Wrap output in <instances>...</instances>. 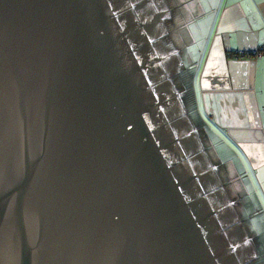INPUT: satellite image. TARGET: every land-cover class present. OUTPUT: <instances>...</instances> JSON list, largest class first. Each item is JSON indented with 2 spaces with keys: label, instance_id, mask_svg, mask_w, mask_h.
I'll use <instances>...</instances> for the list:
<instances>
[{
  "label": "water",
  "instance_id": "obj_1",
  "mask_svg": "<svg viewBox=\"0 0 264 264\" xmlns=\"http://www.w3.org/2000/svg\"><path fill=\"white\" fill-rule=\"evenodd\" d=\"M117 1L0 0V264H230Z\"/></svg>",
  "mask_w": 264,
  "mask_h": 264
},
{
  "label": "crops",
  "instance_id": "obj_2",
  "mask_svg": "<svg viewBox=\"0 0 264 264\" xmlns=\"http://www.w3.org/2000/svg\"><path fill=\"white\" fill-rule=\"evenodd\" d=\"M163 2L175 10L195 117L210 141L211 128L225 138L215 154L264 255V0Z\"/></svg>",
  "mask_w": 264,
  "mask_h": 264
},
{
  "label": "flooded vegetation",
  "instance_id": "obj_3",
  "mask_svg": "<svg viewBox=\"0 0 264 264\" xmlns=\"http://www.w3.org/2000/svg\"><path fill=\"white\" fill-rule=\"evenodd\" d=\"M120 4L121 1H117L116 10L121 9L123 12L114 23L119 30L122 45L129 47L133 54L129 60L138 59L143 63L140 74L142 78L148 77V81H145L148 85L153 80L152 86H158L165 94H170V120L184 136L189 163L202 174L198 188L207 201L209 199L218 206L214 227L219 228L220 236L227 241L226 245L232 246L224 260H230V264H259V257L255 253L259 249V237L250 236L244 227L242 211L238 210V200L236 202L229 199L227 190L225 192L220 181L219 176L226 172L225 167L211 162L199 137L196 117L182 102L186 95L187 86L184 84L187 73L182 65L180 48L176 44L177 36L176 39L173 37L174 33L170 28L174 25L172 16L175 10L166 7L162 0H131L129 7H122ZM140 20L143 26L135 32V26ZM153 60L154 64H150ZM188 124L194 130V135L188 129ZM206 132L209 139L208 130ZM229 184L230 190L234 192L235 186L231 182Z\"/></svg>",
  "mask_w": 264,
  "mask_h": 264
},
{
  "label": "rangeland",
  "instance_id": "obj_4",
  "mask_svg": "<svg viewBox=\"0 0 264 264\" xmlns=\"http://www.w3.org/2000/svg\"><path fill=\"white\" fill-rule=\"evenodd\" d=\"M177 30H178L177 26L174 25L172 33H174L173 37H175V39H176V36H177V34H176ZM180 43H181L180 40L177 39V42H176L177 47L180 46ZM181 85H179V86H180L181 89H183V87ZM184 85H185V87L187 86V89L185 90L186 91V93H185L186 95L183 97L184 100L182 102L184 103V106L187 109L189 108L190 112L195 116L196 114L193 111L192 106H191V93L193 94V89H192V87L190 88L188 86L187 81L185 82ZM186 96H187V98H186ZM186 104H187V106H186ZM196 126L198 128L199 137H200L203 145L205 146V150L207 151V154H208L211 162L214 163V164H218L219 166H222L220 160L218 159L217 155L215 154V150H216V148H218L217 147L218 146L217 140L221 139V140H224L226 142L225 138L223 136H221L215 129L211 128L212 129L211 130L212 131L211 132L212 139L210 141L208 139V137H207V132H206L207 129L204 127V124L198 118H196ZM228 145H230V144L228 143ZM219 177H220L221 183L224 185L223 187H224L225 191L227 190L226 193L228 194L229 198L231 200H234V201L237 202L236 193H234L232 190H230V184H229L230 182H229L227 173L225 172V173L222 174V176H219ZM238 183H239V185L241 186L242 189H246L245 186L243 185L242 179H239ZM241 218H243V222H244L243 224H244V227L248 230V234L250 236H255V233L252 232L250 230V228L248 227V219L246 217H244L243 215L241 216ZM255 219L259 220V218H257V217H255ZM256 254L259 257V258H257L258 263L259 264H264V255H263V252L261 251L260 248L256 250Z\"/></svg>",
  "mask_w": 264,
  "mask_h": 264
}]
</instances>
